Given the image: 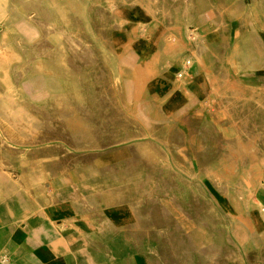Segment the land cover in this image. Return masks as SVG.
Returning a JSON list of instances; mask_svg holds the SVG:
<instances>
[{
    "label": "rangeland",
    "instance_id": "374dc122",
    "mask_svg": "<svg viewBox=\"0 0 264 264\" xmlns=\"http://www.w3.org/2000/svg\"><path fill=\"white\" fill-rule=\"evenodd\" d=\"M59 2L24 1L28 8L43 5L44 15L36 17L65 32L59 40L68 42L76 35L77 14L90 30L98 23L105 38L92 42L97 47L92 53L95 64L81 63L66 48V70L89 68L80 73L86 77L81 76L79 86L67 77V87L65 82L51 84L46 92V86H41L40 95L31 80L42 72L30 70L33 60L24 64L25 74L15 62L12 71L18 78L13 74L15 80L9 82L6 74L9 77L10 72L3 66L11 63L10 53H25L49 69L50 59L61 61L62 50L56 53L50 48L38 55L44 39L39 40L17 7L10 4L11 12L0 16V197H33L38 211L62 198L91 200L88 203L95 204L96 212L114 215L119 231L128 230L130 239L133 236L141 264L143 256L150 264H164V246L174 244L178 233L190 237L179 221L188 226L194 220L202 232L211 231L213 225L226 229L214 243L221 250L224 243L229 245L227 264H264V234L257 211L253 207L246 211L245 198L235 188L242 174L253 196V190L264 187V0H137L135 5L131 0ZM148 4L157 17L146 12ZM162 5H168L172 13H163ZM138 9L145 12L150 37L148 46L141 49L132 46L142 38L140 30L133 19H127L137 15ZM66 13L73 15L67 18ZM185 22L206 37L210 49L204 65L195 64L183 78L174 80L168 68L181 65V56L195 47L184 33ZM170 31L173 36L166 39ZM45 41L46 46L55 43L49 37ZM98 67L103 73L96 75ZM68 94L74 99L79 96L75 104L62 101ZM66 108L73 111L69 121L62 113ZM171 122L175 127L178 122L188 124L179 142L181 152L174 147L167 152L168 141L174 137ZM70 124L84 126L92 141L78 145ZM130 130L150 133L152 140L133 137L114 142ZM14 138L38 141L6 148L3 142ZM125 145L139 161H112L106 167L94 162L96 157L122 151ZM245 168L250 172H244ZM225 183L228 191L222 186ZM214 196L226 198L220 201L225 212ZM196 211L208 217V223L197 219Z\"/></svg>",
    "mask_w": 264,
    "mask_h": 264
},
{
    "label": "bare ground",
    "instance_id": "6f19581e",
    "mask_svg": "<svg viewBox=\"0 0 264 264\" xmlns=\"http://www.w3.org/2000/svg\"><path fill=\"white\" fill-rule=\"evenodd\" d=\"M24 1L25 0H18L17 2L15 0H0V16H4L6 13L8 14L9 12H11L10 7H9L10 4L11 6L17 7V9H19L23 13V17L25 18L27 24H29L30 26L31 25L34 26V28L37 31V35H39L40 37L39 40L44 39L42 46L38 47L39 49H37L38 55L44 54L46 49L55 48L54 50H56V53L60 52L59 50H62L61 57L63 58L61 59L60 62H58L60 60L58 58H52L54 60L50 59L48 61V64H50L49 66L50 68L48 69V68H44L45 66L43 67V65L40 64L41 62H37L38 60H34V57L32 56L27 57L25 53H10L11 63L9 62L10 64L3 66L4 69H7L10 72L9 77H8V73L6 74V78H7L6 81L9 82V81L15 80V77L18 78L17 73H15L16 74L15 75L13 73L14 71H12L14 68L15 62H17L16 64L18 65V68L20 67L23 69L22 73L25 74L27 71H26V68L24 67V64L33 60L30 65L31 66L30 70L42 72L41 76H38L35 79L31 80L32 84L37 87V89L35 90L36 93H39V94L43 93L41 91L42 90L41 86H46L45 91L46 92L49 91L51 88V84L57 85L60 82H65L68 79L67 77H71L70 80L74 82L73 84L74 86L76 87L79 86L78 82L81 81V76L86 77L84 75H80V73L85 74V71H87L89 68H86V69L84 68L83 71L74 70V69L66 70L65 68L67 67V64H69L67 59L65 58L66 54L68 53L66 48H68L69 51L73 52L76 55V57L80 59L81 63L87 61L86 64L88 63L95 64L97 62V59L92 56V53L96 51L97 47L92 46V42H94L96 38H99L100 40L103 39V37L105 38L103 33L100 32V30L97 28L98 23L93 24V27H94L93 30L97 29L96 31L93 32V30L89 29L90 26L87 23L83 25L85 19L82 18V15L77 14V18L79 19H76L75 23L78 26V31L76 32V35L68 39V42H65L63 41V39L59 40L61 35L65 34V32L57 30V27L53 25H52V28L49 27L48 24L50 23H47V19L45 21L46 24L45 23L43 24L38 19V17H36V14L44 15L43 5L41 3H36L34 7L28 8L25 5ZM36 1H40V0H36ZM56 1L57 3H60L59 0H56ZM131 1L133 5H135V3L137 2V0H131ZM148 6L149 7L145 9L146 12L150 13L153 18L157 17L155 9L152 7V5L148 4ZM162 6L164 7L162 10L163 13L165 14L172 13L169 10V8H167L168 5H162ZM28 9H33V11L27 12ZM33 12L35 13L33 14ZM137 12H138L137 15H134L133 17H129L127 19L128 20L133 19V21H135V23L137 24V28L140 30V34L142 38L138 39L137 41H134L132 46L134 45L135 48L141 49L142 47L148 46L147 45L149 43L148 39L150 37L149 35H147L148 30L146 29V27L148 26L147 25L148 20L144 19V16L146 17V15H144L143 13L145 12L142 9H138ZM71 15L73 14L66 13L67 18H69ZM218 17H220V15H218ZM66 20L72 21L71 19H66ZM173 33H174L173 31L168 32L166 39H169L171 36H173ZM184 33L190 41L194 42L195 47H194V50L190 54H184L183 56H181L182 57L181 65L174 64L168 68L167 74L168 76L173 77L174 80H179V78H183V76L189 70V68L193 67L195 64L204 65L205 64V60H204L205 54L206 52L208 53L210 49V44L207 41L206 37L200 32L193 31L192 28L188 25V22H185ZM47 37L51 38L55 43H53V45L46 46L47 41L45 40ZM59 63H61V66H59ZM98 69L99 71H96V75H98L99 73H103L102 72L103 68L102 70H100L101 68L98 67ZM11 71H12V75H11ZM13 74L15 75V77ZM86 75L88 76L87 73ZM67 82H65L66 87L68 86ZM61 85H63V83ZM137 85H138V81L135 82L134 86H137ZM45 91L43 95H46ZM133 94L135 95L136 98H138V90H136V88L134 89ZM144 94H146V92L142 93V95ZM142 95L140 93V97H142ZM77 98H79V96L76 95V99ZM76 99L71 98V95L68 94L64 99H62V101L65 100V102H72L75 104ZM77 101L80 102L81 99H78ZM62 113H63V116L68 119V121L72 119L71 116L73 114V111L71 108L69 109L66 108L65 110H62ZM98 113L99 112L96 109L93 112L95 116H97ZM91 116H94V115H91ZM174 124H175L174 122H171L169 126V130L173 131L174 137L168 141V147H167L168 153L172 152L171 151L172 147H174L175 152H178V151L181 152L179 142L183 136V132H185V130L188 128V124L186 122H178L176 123V127L173 126ZM70 127L73 128L72 134L78 145L81 146V144H84V143L89 144V142L92 141L93 139L92 134L89 133L84 128V126L81 127L80 125H77L74 127L72 124H70ZM133 137H144L146 141L152 140L150 133H147L145 131L132 132L130 130L127 132V134L124 137L122 136V138H116L114 142L132 139ZM51 138L53 137H49V139ZM37 141H38L37 139L28 140V141H22V140L20 141L14 138L12 140L6 139L3 143L5 144L6 148H18L17 143H21V142L32 143V142H37ZM141 142L142 141H138L137 143H141ZM171 142H173V144H171ZM11 143H13V145H10ZM15 144H16V147L14 146ZM124 147L125 148L122 151L109 154L108 156H101L99 158L96 157L94 159V162L96 163V165H99L100 167H106V166L111 165L110 162L112 161L115 163L120 162L121 160L123 161L131 160V162L133 163H135L134 160L139 161L138 159H133V156L131 155L132 150H130V148H128L127 145H125ZM184 158L185 160H187L188 156L184 154ZM246 158L247 157H244V161H246L245 160ZM145 163L148 164L147 161H145ZM150 164H152V162ZM150 164H148V166H150ZM259 170L260 172H262V169H259ZM244 172H250V169L245 168ZM53 174H56V172L53 171ZM58 180H59V183H63V180H61L60 178H58ZM222 186L225 189V191H228V186L226 185V183L223 184ZM235 188L239 191V195H242L245 198L244 206H245L246 211L250 212L251 207L256 209L257 214H258L257 216L259 218L258 225H259V228H262L261 231L264 234V187H262L261 185L260 187H258V189L253 190V191H256V192H253V193H256L255 196H253L251 194V191H249L250 185L246 182L245 175L242 174L240 180L235 185ZM243 191L245 192L246 195L243 194ZM223 195L226 196L227 193H223ZM224 196L223 197H219V196L213 197L215 204L218 205L223 212H225L224 210L225 206L222 205L220 201L226 200ZM198 209L199 208H197L196 210ZM170 213H171V209L166 206V214H170ZM196 218L197 219L201 218L202 222L208 223V217H203V216L200 217L199 211H196ZM167 219L168 221H170L171 217L167 216ZM179 223H180L179 226L185 232H188L190 237L189 238L181 237L180 234L178 233V236L180 238H178V240L175 241L174 244L164 246V249H163L164 250V264H219V263L227 264V259H228L227 256H230L229 245H227V243H224L222 250H221V248L219 247L220 245L219 244L217 245L216 243H214L215 241L220 240L222 236L225 234V231H226L225 228H222L219 225L217 226L213 225L211 227V231L202 232V229L197 228V224L195 220L189 223L188 226L183 221H179ZM190 228H192V230H190ZM195 228L198 230L195 231L196 230ZM230 233L233 235V230H231ZM133 253H134V257H133L134 263L141 264V261L137 260L136 251L135 252L133 251ZM239 255H240L241 260H243L244 259L242 258L243 254H239ZM143 260L145 261H142V264H150L151 262L150 259H147V257L145 258V256H143Z\"/></svg>",
    "mask_w": 264,
    "mask_h": 264
},
{
    "label": "crops",
    "instance_id": "0c3cea01",
    "mask_svg": "<svg viewBox=\"0 0 264 264\" xmlns=\"http://www.w3.org/2000/svg\"><path fill=\"white\" fill-rule=\"evenodd\" d=\"M29 200L0 197V264H135L133 236L91 200Z\"/></svg>",
    "mask_w": 264,
    "mask_h": 264
}]
</instances>
